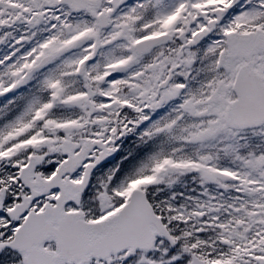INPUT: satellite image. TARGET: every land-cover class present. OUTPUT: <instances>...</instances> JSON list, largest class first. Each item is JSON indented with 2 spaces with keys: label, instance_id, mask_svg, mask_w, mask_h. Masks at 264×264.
I'll return each mask as SVG.
<instances>
[{
  "label": "snow or ice",
  "instance_id": "1",
  "mask_svg": "<svg viewBox=\"0 0 264 264\" xmlns=\"http://www.w3.org/2000/svg\"><path fill=\"white\" fill-rule=\"evenodd\" d=\"M0 264H264V0H0Z\"/></svg>",
  "mask_w": 264,
  "mask_h": 264
}]
</instances>
